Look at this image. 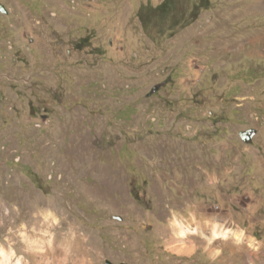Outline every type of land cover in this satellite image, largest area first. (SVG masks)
<instances>
[{
  "label": "rangeland",
  "instance_id": "374dc122",
  "mask_svg": "<svg viewBox=\"0 0 264 264\" xmlns=\"http://www.w3.org/2000/svg\"><path fill=\"white\" fill-rule=\"evenodd\" d=\"M161 1L0 0L13 264H199L165 247L174 221L195 235L194 216L242 234L207 229L210 259L264 264V0H209L171 37L138 19Z\"/></svg>",
  "mask_w": 264,
  "mask_h": 264
},
{
  "label": "trees",
  "instance_id": "16d2710c",
  "mask_svg": "<svg viewBox=\"0 0 264 264\" xmlns=\"http://www.w3.org/2000/svg\"><path fill=\"white\" fill-rule=\"evenodd\" d=\"M209 4V0H162L155 7L141 6L137 15L145 31L154 27L157 32L164 31L171 37L178 29L195 22Z\"/></svg>",
  "mask_w": 264,
  "mask_h": 264
},
{
  "label": "bare ground",
  "instance_id": "6f19581e",
  "mask_svg": "<svg viewBox=\"0 0 264 264\" xmlns=\"http://www.w3.org/2000/svg\"><path fill=\"white\" fill-rule=\"evenodd\" d=\"M11 216L10 212L9 215ZM4 219V218H2ZM5 220V219H4ZM5 222V221H4ZM4 226V225H3ZM191 230L189 228H185L182 226L181 223L174 221L172 225V247L170 249L174 251L175 253H182L185 252V242L184 240L188 237ZM211 235L214 238H227L232 237L235 242H241L242 241V234H236L230 232V230H222L219 229L216 225H214L211 229ZM54 251V250H53ZM84 253H86L85 248L82 249ZM55 253V252H54ZM77 253V252H75ZM56 254V253H55ZM78 254V253H77ZM14 257V253L10 250L6 252L4 248L0 247V264H13L12 260ZM48 257L56 258L54 254L46 252L45 254H42L41 260H45ZM14 264H21V260L17 259Z\"/></svg>",
  "mask_w": 264,
  "mask_h": 264
},
{
  "label": "crops",
  "instance_id": "0c3cea01",
  "mask_svg": "<svg viewBox=\"0 0 264 264\" xmlns=\"http://www.w3.org/2000/svg\"><path fill=\"white\" fill-rule=\"evenodd\" d=\"M203 216H204V218L205 217H208V216H211V213L204 214ZM193 222H194L195 225L194 226H191V229L192 228L193 229H196V233H195V235H191V236H189V238L187 237L184 240L185 245H186L185 246L186 247L185 248V252H182L180 254L175 253V252H172V250L170 249V247H172V245H173L172 244V240L170 242H168V243H165L166 249L169 252L174 253L176 255H179V256L182 255V258H188V259H192L193 258L192 261L197 262V263L199 262V264H214V262L217 263V261H215L214 259H212V258L210 259V254H204L202 251H199L200 247H198V240H199V244H200L201 243V240H202L201 239L202 238L201 236L204 235V232H206L207 229L209 230V232L211 234V229L210 228H207L206 223H204V225L203 224H200L199 217L194 216L193 217ZM184 225H185V223H184ZM216 226L220 229V227L218 226V224ZM171 236H172V234H171ZM172 237H171V239H172ZM214 240H215V238L214 239H210L211 242L214 241ZM167 246H169V248H167ZM232 251H235V245L232 246ZM225 257H226L225 259H230V257H229L228 254H226ZM200 258H203V261L202 262L199 261ZM217 264H219V263H217Z\"/></svg>",
  "mask_w": 264,
  "mask_h": 264
},
{
  "label": "water",
  "instance_id": "95a60500",
  "mask_svg": "<svg viewBox=\"0 0 264 264\" xmlns=\"http://www.w3.org/2000/svg\"><path fill=\"white\" fill-rule=\"evenodd\" d=\"M0 13L5 14L6 10L4 9V7L2 5H0ZM161 85H156L154 86L151 91L147 94V96H151L152 94L156 93L160 88ZM256 135V131L249 129L243 132L239 133V138L241 139L242 142L244 143H249L252 141V139L254 138V136ZM104 264H114L108 260H105ZM118 264H126V263H118Z\"/></svg>",
  "mask_w": 264,
  "mask_h": 264
}]
</instances>
